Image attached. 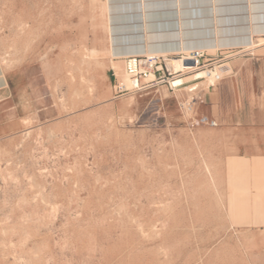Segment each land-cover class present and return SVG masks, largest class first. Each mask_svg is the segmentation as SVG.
I'll use <instances>...</instances> for the list:
<instances>
[{"label": "rangeland", "instance_id": "rangeland-1", "mask_svg": "<svg viewBox=\"0 0 264 264\" xmlns=\"http://www.w3.org/2000/svg\"><path fill=\"white\" fill-rule=\"evenodd\" d=\"M145 1L149 34L179 6L187 40L213 41L212 0ZM139 4L0 0V264H264V33L204 50L219 81L169 74L178 52L122 87L108 17L137 48ZM215 5L219 34L249 39L248 0Z\"/></svg>", "mask_w": 264, "mask_h": 264}, {"label": "bare ground", "instance_id": "bare-ground-1", "mask_svg": "<svg viewBox=\"0 0 264 264\" xmlns=\"http://www.w3.org/2000/svg\"><path fill=\"white\" fill-rule=\"evenodd\" d=\"M215 1L216 0H212V13H213V19H214V36H213V41H208V42H195L192 39L193 38H189L191 39L190 41L187 40L186 38V34H185V29L183 28L184 25H187L186 23H183L181 21V17H180V9L179 6L177 7V13H178V28L177 29H173L170 30L172 31L174 34H168L165 31H160V34L157 35H151L149 34L150 31L147 30V22H146V12L147 10L145 9L147 7V5L145 6V0H140V4H141V16H142V31H137L142 32L143 36H142V41H137V44L140 43L141 46H138L137 48L132 47V45H134L135 43L132 42V40H134V38L128 37V39L125 38H118L115 36L114 30L115 27L113 25V23H111V17H108V33H109V41H110V48H109V55H111L112 57H120V56H127V55H168V54H176L178 52H184V53H188L190 50L192 49H203V50H207L208 52L215 50L218 47H223V46H228L231 44H242L245 47H251L253 46V40H252V34H254V32H261L264 33V20L263 21H256V20H261L264 19V14L262 16V18H255V16H253L251 14V12L249 11L252 7L250 5V0H248V12H249V31L250 33H248L249 35V39L247 37H243L242 39L237 37V38H230L228 37V35H220V30L217 28V8L215 5ZM139 4V5H140ZM108 11V10H107ZM263 12V11H262ZM247 29V28H246ZM177 31V33L175 32ZM154 33V32H153ZM178 36V38H175L176 34ZM247 33V32H246ZM172 35L173 40H165L162 39V37H165V35ZM245 35V34H244ZM259 35V34H258ZM257 35V36H258ZM155 36V37H153ZM211 37V36H210ZM154 38H156V40H153ZM239 38V39H238ZM140 39V37L138 38V40ZM152 39V40H151ZM264 39V38H263ZM261 39V40H263ZM234 40H239V41H234ZM260 40V39H259ZM124 44V46H126V48L123 49L121 48V46ZM105 50H103V52H105ZM103 52L101 54H103ZM92 53V52H91ZM95 56L97 55L96 53ZM91 54V55H93ZM94 56V55H93ZM165 63L166 66L168 68V70L170 71V73H175L181 70H194L196 67L192 66L190 64L189 61H183L180 58H175V57H167L165 59ZM112 66V65H111ZM115 67V66H113ZM119 69V67H118ZM213 71V70H212ZM222 71V69H221ZM224 71V70H223ZM215 72V71H213ZM205 74L204 71H199L197 72L195 75H193L195 78L198 77H202ZM121 83H122V87H127V86H135L136 82L133 79H130L127 74L123 75L120 74L118 75ZM211 79V76L208 78ZM212 82V81H211ZM195 87H190L189 89L192 90Z\"/></svg>", "mask_w": 264, "mask_h": 264}, {"label": "built area", "instance_id": "built-area-1", "mask_svg": "<svg viewBox=\"0 0 264 264\" xmlns=\"http://www.w3.org/2000/svg\"><path fill=\"white\" fill-rule=\"evenodd\" d=\"M183 61H189L190 64L194 67L201 68L205 74L202 78L206 79L211 76L213 82L219 81L222 76L218 72H213L215 66L211 65L212 63L208 62L210 58L205 56L203 49H192L188 54L182 55L180 57ZM124 72L128 75L129 78L135 80V88L139 87V81L147 79L150 75L152 78L147 80L148 82L153 83L156 79L164 77V68L160 60V56L155 55H127L124 56ZM222 65H219L220 67ZM167 69V68H166ZM169 74H171L168 71ZM121 89L122 87L119 86ZM123 89V88H122Z\"/></svg>", "mask_w": 264, "mask_h": 264}, {"label": "crops", "instance_id": "crops-1", "mask_svg": "<svg viewBox=\"0 0 264 264\" xmlns=\"http://www.w3.org/2000/svg\"><path fill=\"white\" fill-rule=\"evenodd\" d=\"M258 59L263 60V63H264V57H262V58H258ZM222 95H223V92H222L221 90H218V91L216 92V96H215V98H211V100H210V104L208 105V107H209V109H210V110H209L210 113H212L214 107H215V108H218V106H219V104H220V103H219V100L222 98ZM259 149H260V152L264 154V147H261L260 144H259Z\"/></svg>", "mask_w": 264, "mask_h": 264}]
</instances>
